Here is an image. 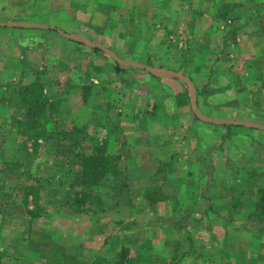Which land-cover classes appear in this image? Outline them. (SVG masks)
I'll return each instance as SVG.
<instances>
[{"label": "rangeland", "instance_id": "1", "mask_svg": "<svg viewBox=\"0 0 264 264\" xmlns=\"http://www.w3.org/2000/svg\"><path fill=\"white\" fill-rule=\"evenodd\" d=\"M108 1L112 3L115 0ZM99 3L98 0H0V23L50 27L59 24L57 18L62 17L69 19L66 28L71 30L73 26L74 32L82 35L87 42L105 46L103 40L96 36L95 29L98 30L107 15L112 19L121 8ZM130 8L122 9L121 13H133ZM252 8H255L257 18L261 19L262 27L264 0L258 1ZM186 9V4L179 7L177 2L151 6L150 12L155 16L154 12H187ZM192 10L196 11L195 7ZM138 12L141 13L139 9ZM95 16L101 20L94 19ZM84 18L90 20L89 25L77 23V19L84 22ZM145 23L151 29L144 31L142 38H137L139 45L132 49L137 52L129 53L134 54L131 55L132 61L144 65L149 63L153 67L159 65V61H165V58L169 63L175 62L173 51L183 48V65L186 63L194 66L186 70L195 80L196 103L198 113L201 114L199 104L204 103L205 108V94L210 93V88H220L222 81L219 78L226 74L221 54L214 49L211 59L210 53L204 52L206 48H215L217 38L220 40L221 37H173L171 34H174V24L172 28V24L165 20L149 23L145 20ZM163 23L166 24V30H163ZM220 23L222 22L217 21V24ZM178 25L177 21V29ZM24 30L26 29L0 26V184L7 187L4 192H12L4 199L9 202L0 207V221H4V215H16L17 218L21 213L26 215L29 212H39L37 217L30 215L38 223L33 226L36 230L33 236L38 241V259L31 264H264V210L256 209L264 192H251L252 189L248 192L247 187H240L237 182L235 188L222 186V175L213 170L216 162L223 161L222 165L227 171L231 170L235 162L237 176L243 173L241 168L244 166L252 168L245 171L252 174L253 168L264 165V145H256L257 150L252 159L258 162L242 159V153L235 147L239 146L240 141H248L249 137L246 130H238L237 145H232L228 155L221 153L220 158L217 153L215 159L210 158L212 150L207 149V153L203 154V151H196L193 149L195 145H191L193 128L197 131V136L194 137L197 138L198 146L201 144L204 148L206 140H209L206 133L209 132L204 127V121L192 115L189 89L184 91L186 100L182 101L181 106L182 112L187 115L177 112V98L176 101L161 100L163 96L160 93L165 89L168 93L162 82L149 86L152 96L150 95L148 103L144 102L143 108L138 109L137 101L131 98L136 95L132 90L135 82L132 75L136 77V73L129 72L122 81L121 78L111 80L107 73H103L106 68H101L98 72L92 69L87 77H93L95 72L100 75L103 84L96 88L92 86L85 97L84 92L81 93L79 89L84 86L79 84L85 78L81 76L83 70L80 67L87 66L86 54L91 52L71 50L67 54L65 46L63 49L60 47L61 40L68 41L76 49L82 43L64 38L57 32L63 30L57 27H51L45 33L37 29ZM229 40L236 42L233 37ZM127 47H130L129 44ZM22 57L26 61L21 65L18 60H22ZM101 59L104 62L107 60L104 56ZM260 59L263 84L259 86L254 104L257 110L253 111L255 107L251 109L248 106L243 109L241 105L244 101L241 96L230 95L229 100L236 98L230 102V108L239 106L242 112L247 113L246 116L245 113L235 111L237 115L232 117L228 111L231 122H244L264 128V54ZM18 68L21 71L19 73L29 76L30 80L36 78L34 89L37 90H25L34 83L21 85L18 81L19 74L16 73ZM152 71L157 76L162 74L159 69ZM182 76L186 77V73ZM148 80L152 82L151 79ZM115 81L118 85L114 84ZM38 86L40 87L37 88ZM145 86L139 85L141 89ZM179 91L180 88L177 87V92ZM137 92L141 93L140 90ZM162 101L164 109L159 105ZM209 103L215 107L209 113L212 117L205 115L203 111L201 118L228 120L220 119L223 115L218 113L221 111V102ZM135 110L141 111L140 115L134 113ZM39 122L44 123L47 129L56 124V132H70L73 127L84 128L99 142L107 141L109 165L115 167H109L106 178L92 190V199L88 202L90 205L87 203L80 206L82 211L69 205L74 195L85 191V188L71 187L73 176L68 173L69 166L61 155V149H56L58 138L47 143L44 140H27V136ZM45 122L50 123L46 125ZM129 123H133V126H128ZM233 126L260 131L264 142V130L243 125ZM160 127H164L162 135L152 136L150 139L161 149L152 154L153 150H149L147 146L148 137L151 131ZM179 152L182 154L181 161ZM117 156L119 159L114 160ZM130 157L134 162L137 161L135 167L125 165L124 160ZM162 157L171 161H156ZM205 158L206 162L208 158V163L204 167L196 166L197 161H205ZM128 168L140 171V174H135L138 180L127 175L130 171ZM256 169L255 176L264 177L261 169L258 172ZM166 171L168 175L163 179ZM138 181L142 182L143 190H140L141 184ZM230 182L231 179L228 183ZM190 183L192 185L189 187ZM136 185L139 186L134 187ZM195 186V191L189 192ZM135 192H144L143 198L148 210L138 205L140 201L138 196H133ZM137 205L140 210H136ZM69 206L72 208L70 214ZM78 212L82 214H77ZM161 219V224H171L163 232L158 229L134 232L139 224L148 223L152 226ZM27 233L25 226L21 231L23 239L28 236ZM139 248L143 249L140 251H146L147 259L138 260L142 257V254L140 257L136 255ZM24 250L25 254L28 253V248ZM22 264H29V261H22Z\"/></svg>", "mask_w": 264, "mask_h": 264}, {"label": "crops", "instance_id": "2", "mask_svg": "<svg viewBox=\"0 0 264 264\" xmlns=\"http://www.w3.org/2000/svg\"><path fill=\"white\" fill-rule=\"evenodd\" d=\"M98 1H100L101 4L102 3L107 4V5L113 4L116 6V8L117 7L121 8L117 12V14H115L112 17V19L109 17V15H107L106 19H104V22L100 24V27H98V30L95 29L97 32L96 36L100 37L103 40V42L105 43V46H100L99 44H96L94 42H90V43L89 41L87 42V40L83 38L82 35L74 32L73 26L71 30L66 28L67 24L69 23V19H64L62 17H59V19L57 18V22L59 24L50 26V27L46 26L47 28H35V29L23 28V29H26L27 31H34L37 29L40 32L45 33L51 27H57L63 30L62 32L66 31L70 35H77L85 39V41L76 40V42L78 41V43H82V46H79L78 49L73 48L74 46L71 47L70 44L67 43L68 41L61 40L60 42L61 44L60 47L63 49L65 46L64 49H66L65 51L67 54H69L71 50H75L76 52H84V51L91 52V54H86L88 55V59L85 58L86 60H88L87 66L84 65V68L80 67V69L83 70V74H81V76L82 77L85 76V78H84V82H81V84L79 85L89 84L90 86H93L96 88L99 85L103 84L101 80L102 78L100 79V75H97L95 73V72H98L97 70H100L101 68H106V72H103V73H107L108 76L111 78V80H115V79L119 80L121 78V81H122V78L126 77V75L129 72L132 73V71H134L136 73V77L132 75L135 78L134 79L135 82L133 83L132 90L133 92L136 93V95H132V94H129V95H132L131 98H135V100L137 101L136 103H137L138 109L143 108L142 106L144 105V102L148 103L149 101V98L151 95V92H149L151 91V88L149 86L155 85L157 82H162L163 87L167 88L168 93L166 92V89L164 90L163 88L164 91L160 93V95L163 96L161 100L168 102L167 99H171V100L173 99V101H176L175 99L177 98L179 102V105L177 107V112L184 114V112H182L183 110L181 107L182 101L186 100V93L184 91L189 89L190 93L192 94L191 86L194 88V85L196 86V84L194 82L195 80L189 75V72H187L186 70V68L192 69V67L194 66L191 63H189L191 65H187L186 63H184L183 65V60L181 57L182 55L185 54L183 53L184 52V50H182L183 48L178 49V51L177 50L173 51L174 54L172 55V57L176 59L175 62H171L172 63L171 64L165 58V61H159L160 64L155 65V67H153V65L149 63L148 64L146 63L148 65L147 66V65L141 64V62L139 63L137 61H132L131 55H134V54H129V53L137 52V51H132L133 47L135 48L136 45H139V40L137 38H142V36L144 35L143 34L144 31H147V30L149 31V29H151L150 25L146 26L145 20L148 23L149 21L154 22V20L155 21L158 20L160 22H163L165 20L166 22L172 24L171 26L172 28H173V24L175 26L174 34H171V36L173 37L174 36L178 37L179 35H181L180 37H188V38H197V37H202V36L208 37V38L209 37H214V38L221 37L220 38L221 41L217 38L216 46L215 48H211L212 50H208L205 47L206 45L202 44L206 48L204 52L210 53L209 57L211 59H213L212 58L213 53L215 52L214 49H216L218 54H221L220 55L221 59L223 61V64L226 67L225 68L226 74H225V77L222 76L221 78H219L220 79L219 81H222L221 83L222 85L220 88H210L209 90L210 93L205 94V97H204L206 101L205 108L203 107L204 103L199 104L200 106L199 111L201 112V114L198 113V107L196 103L197 97L195 96L196 110L199 116L203 115V111H205L206 113L205 115L210 116L209 115L210 111L213 110V108H215L214 106L210 105L209 102L211 101H213V103L215 104L216 102H221V111L218 112L217 109H214V110H216L220 115L223 114L220 117V119L221 118L228 119V120H220V121H225V122H231L229 121L230 117H228V111L232 117H235V115H237L235 111L236 112L238 111L240 113L242 112L241 111L242 108L246 109V106L250 107L251 109L255 107L254 104L257 101L256 96H257V93L259 92V86L260 84L261 85L263 84L262 78H261L263 66L261 65L260 58L264 54V12L261 13L263 24H262V27H260L261 19L259 20L257 18V14L254 11L255 8H252V7L255 6V4H257L258 1L260 2L261 0H121V1L115 0L112 3H110V1L108 0H98ZM177 2H179V7H182L183 5L186 4L187 12H185L184 10L178 11V12H173V11L164 12L163 14L162 12H154L155 16L151 15V12H150L151 6L166 5V4L177 3ZM123 3H125L124 6L122 5ZM191 5L192 6L194 5L196 11L192 10L194 9V7L191 8ZM203 6L204 8H202ZM128 7H131L130 9L133 13H129V14L128 13L124 14L123 12L121 13L122 9L126 10ZM138 9L141 13L138 12ZM96 16L94 19L101 20V19H98ZM85 20L86 18H84L83 20L84 22H82L81 19H77V21H79L77 23L78 24L88 23L89 25L90 20L88 21L87 20L85 21ZM177 21L179 22L178 29L176 26ZM217 21L222 22V23L217 24ZM162 27H163V30L164 29L166 30V24L163 23ZM232 37L236 38V42L235 40H232V41L229 40V38H232ZM196 41H198V39H196ZM128 44L130 47H127ZM101 48L112 53L116 57L117 60L111 58V56L105 53ZM174 48L175 49L177 48L176 45H174ZM93 49H98L99 51L94 52L92 51ZM102 56H104L107 59L105 62L101 59ZM123 59H126V60H123ZM18 61L22 65L23 61H26V60H23V57H22V60H18ZM121 62L122 63L126 62L128 64H121ZM129 63H134L140 66H133V65H130ZM116 66L119 67L120 69L119 72H116ZM92 69L95 71L93 77L92 76L87 77L88 73H90ZM152 69H159L162 72V74L157 76L155 72L152 71ZM138 70H142V71H138ZM182 70H183V73H181ZM19 72L21 71L18 68L16 73L19 74L18 81L19 83L21 82L20 83L21 85H29L36 81V78L35 79L33 78L32 80H30L29 76L27 75L23 76ZM184 73H186V77L182 76V74ZM177 75L181 76L184 79L177 77ZM13 78H9V79H13ZM26 79H29V80H26ZM148 79H151L152 82ZM188 82L190 83L191 86L188 84ZM114 84L118 85V82L115 81ZM140 84L141 86L146 85L145 88L141 89L139 87ZM120 85H123V84H120ZM229 85L231 86L229 87ZM240 85H243V87H239ZM232 86H236V88ZM177 87L180 88L181 92L180 91L177 92ZM79 89L81 90V88ZM79 89H78V93H79ZM137 90H140L141 93L139 94ZM172 90L173 91L175 90V91L173 92ZM234 94H237L236 96H238L239 98L241 96V99L244 101L243 105H241L242 108H240L239 106H232L233 108H230L231 107L230 102L235 101L236 98L235 99L231 98V100H229L228 98H230V95H234ZM118 99H121V97H118ZM164 101L159 103V105L163 107L161 108L159 106L158 108H161V109L165 108ZM256 107L254 108L253 111L257 110ZM191 111H192V115L198 118L192 108V105H191ZM140 112L141 111L139 110L134 111V113H137V115H140ZM242 113H245L244 115L247 116L246 112H242ZM224 116H227V118H224ZM147 121L148 120L146 119V122ZM135 122H138V121L136 120ZM204 123L206 125L204 127L208 128V132H209V133H206V136L209 138V140H206L205 142L207 148L206 147L204 148L203 146H201V144H199L198 146V142L196 140L197 138L194 137V136H197V131H196V128H193L191 130L194 133L193 137L191 138V145L192 146L195 145L193 148L194 150L196 151L201 150L203 151V154H204V153H207V149H209V150H212L211 155H210L212 157L210 158L215 159L217 153L219 155L217 157L221 158V153L228 155V150L231 151L230 149L232 148V145L238 142L237 134L240 131L239 132L237 131L246 130L248 132L249 140L240 141L239 146H236L237 148L235 147V149H239V152L242 153V156H243L242 159L248 158L249 161L253 163L257 161L256 159L255 160L252 159L257 150L256 145H259V146L261 145V147L262 145H264L260 131H253L248 128H241L238 126H233L232 124L230 125L228 123H223V124H212V123H206V122ZM238 123H244V122H238ZM128 126H133V123H129ZM225 126H232V132L229 133V130H227ZM163 132H164V127H160V129H154L153 131L150 132V135L148 137L149 142L148 143L146 142V143H147L149 150H153L152 154H154L158 149H161V148L158 147L159 145L153 144L150 138L152 136L154 137L160 136L162 135ZM232 133L233 135L231 136ZM223 137L224 139H222ZM250 138H253L256 140H252V139L250 140ZM119 148L120 146H118V149ZM178 155L181 161L182 154L179 152ZM208 158H207V162H206V158H205V161H203L204 159H201V161L199 162L197 161L196 166L199 165L202 167L205 163H208ZM156 161L166 162V161H171V160L170 159L167 160V158L162 157L160 158V160L158 159ZM124 163L125 165H133L135 167V165L137 164V161L134 162V160L130 157L128 159H125ZM216 164L217 165L213 166V170L222 175L220 179V183L222 186L224 185L227 187L235 188L234 185L237 186L236 184L237 182L238 184H240V187H244V186L247 187L248 192H250V189H252L251 192H264V177L261 175L259 176V178H262V180H258L259 178H257V176H255L256 174L254 173V169L256 168H253L252 174H250L249 172H245V171H248L249 169L252 170V168H246V166H244L243 168H241V170H243V173L237 176L236 172L238 170L235 169V166H234L235 162H233V166L231 167V170H228V171H227V168L225 169L223 167L222 165L223 161L216 162ZM247 165L249 164L247 163ZM259 169H261L260 171H262V174H264V165L257 167L256 171ZM128 170L130 171L127 172V175L128 176L130 175L131 179L135 178L134 180H138L136 179L135 174L136 175L140 174V171H137L136 168H133V169L128 168ZM167 175L168 174L166 171L164 172V176L162 178L165 179ZM230 179L232 180V182L228 183ZM138 182H139V185L142 183L140 181ZM0 185H1L0 186V190H1L0 207H1L2 204L5 205L6 202H9V200H4V199L5 197L10 196L12 192H4L7 187L5 185L3 186L2 183ZM191 185L192 183H190L189 187ZM138 186L136 185L134 187H138ZM195 188L196 186L193 188H190L191 190L189 192L195 191ZM140 190H143L142 184H141ZM143 193L144 192H141V194L135 192L133 196L139 197L140 203H138V205H141L142 208L145 209L146 206L148 205L145 203V200L143 198ZM138 205L136 207V210L137 209L140 210ZM27 214L26 215L22 213L18 214L19 216L17 218H16V215L8 216V217L4 215L3 217L4 221L3 222L2 220L0 221V223L2 222L1 223L2 225L0 227V264H22V261H29V264H31L33 263V261H36L38 259L37 258L38 241H37V238L33 236L34 235L33 232L36 231L33 228V226L38 223L36 222L37 220L31 219L32 217L29 214L28 215ZM152 221L153 220H151V222ZM161 223H162V219L159 222L158 220L157 222H154L152 226H150L148 223H145L144 225L139 224L138 228L135 229L134 232L143 231V230L151 231V230H156V229L163 232L164 230H166L165 228H167V226L171 225L166 222L164 224H161ZM25 226H27V229H28V233H27L28 236L23 239L21 236V231L25 229ZM41 228H44V227H41ZM83 240L84 238L81 239V241ZM121 245L124 246L125 244H121ZM25 248H28V253L26 254L24 253ZM79 248L80 247H78L77 250H79ZM140 250H143V249L139 248L136 253L138 257H140L142 254V257L139 258L138 260L142 261L144 258L147 259L146 251L143 252ZM167 259L169 260L168 256H167Z\"/></svg>", "mask_w": 264, "mask_h": 264}, {"label": "trees", "instance_id": "3", "mask_svg": "<svg viewBox=\"0 0 264 264\" xmlns=\"http://www.w3.org/2000/svg\"><path fill=\"white\" fill-rule=\"evenodd\" d=\"M92 51L97 52L98 50L93 49ZM119 70V67L116 66V72H119ZM34 86H36V83L32 86L26 87L25 90H33L35 88ZM39 87L40 86L37 88ZM91 87L92 86L89 84L81 86V93L84 92L83 94L86 97L87 92L89 93ZM195 120L198 121L197 119ZM45 123L47 125L50 122ZM225 128L229 130V133L232 132V126H225ZM56 131V124H54V127L51 129H47L44 123L41 124L39 122L36 124V127H34L32 133L27 136V140L35 142L37 140H44V142L47 143L58 138L56 140L58 142L56 149H61V155L66 159L69 166L68 173L73 176L72 180L74 181H72L73 183L71 184V187L77 186L85 188V191L74 195V199L71 200L69 205L74 206L77 211H82L80 206L87 205L88 202H91L92 190L95 187H98L101 184V181L106 178L107 173H109V167H115L109 165L108 152L106 151L107 141L99 142L96 137L90 136L86 129L80 127H73L70 132ZM222 139H224V137ZM109 156L112 155L109 154ZM113 159L117 160L119 157L117 156ZM34 199H36V195H34ZM70 209L71 211H68V214H70L69 212H72L71 207ZM256 209L264 210V195H261ZM80 213L82 214V212H78L77 214ZM29 215L34 218L39 215V212H29Z\"/></svg>", "mask_w": 264, "mask_h": 264}, {"label": "water", "instance_id": "4", "mask_svg": "<svg viewBox=\"0 0 264 264\" xmlns=\"http://www.w3.org/2000/svg\"><path fill=\"white\" fill-rule=\"evenodd\" d=\"M0 26L4 27V26H7V27H16V28H47L46 26H41V25H32V24H1L0 23ZM59 32V34L67 39H70V40H82V41H85V39H83L82 37L80 36H77V35H70V34H66L62 31H57ZM102 49V48H101ZM105 53H107L109 56H111V58L116 59V57L108 52L107 50H104L102 49ZM121 64H128L126 62L122 63ZM130 65H133V66H140V65H136L134 63H129ZM177 77L181 78V79H184L182 78L181 76H178ZM188 84L190 85V83L188 82ZM191 86V85H190ZM191 90H192V94H191V100H192V108L195 112V114L197 115V117L206 122V123H212V124H223V123H228V124H232V125H243L245 127H255L257 129H261V130H264L263 127L261 126H258V125H253V124H249V123H238V122H225V121H219V120H208V119H204V118H201V116H199L197 114V110H196V104H195V90L194 88L191 86Z\"/></svg>", "mask_w": 264, "mask_h": 264}]
</instances>
